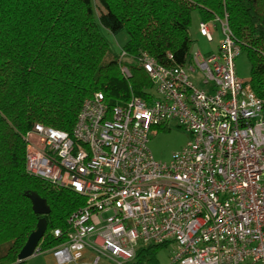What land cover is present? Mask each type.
Here are the masks:
<instances>
[{"label":"built area","instance_id":"obj_1","mask_svg":"<svg viewBox=\"0 0 264 264\" xmlns=\"http://www.w3.org/2000/svg\"><path fill=\"white\" fill-rule=\"evenodd\" d=\"M217 51L191 49L186 64H141L154 96L111 104L86 97L72 131L36 123L27 132L26 170L85 197L50 251L58 264H130L140 244H174L158 264H264V101L237 74L241 45L228 19L200 21ZM121 48V71L130 75ZM169 59H174L169 54ZM196 75L200 87L191 79ZM176 120L191 140L170 161L148 146L153 126ZM61 236L62 231L55 229Z\"/></svg>","mask_w":264,"mask_h":264},{"label":"trees","instance_id":"obj_2","mask_svg":"<svg viewBox=\"0 0 264 264\" xmlns=\"http://www.w3.org/2000/svg\"><path fill=\"white\" fill-rule=\"evenodd\" d=\"M194 9L201 21L228 13L264 101V0H0V264L25 262L18 254L42 217L48 223L42 249L63 242L68 217L85 205L73 189L26 170L27 132L36 123L72 131L83 100L96 91L111 104L132 95L150 100L154 84L140 56L147 51L165 65L189 62ZM104 29L127 35L129 76ZM31 192L47 200L48 214L34 212ZM163 245L140 244L130 264H158Z\"/></svg>","mask_w":264,"mask_h":264},{"label":"rangeland","instance_id":"obj_3","mask_svg":"<svg viewBox=\"0 0 264 264\" xmlns=\"http://www.w3.org/2000/svg\"><path fill=\"white\" fill-rule=\"evenodd\" d=\"M201 21V15L197 9L192 11V23L190 26L193 45L192 49L200 50L205 54L209 50L217 51L220 41L222 39V33L217 31L214 34V41L209 42L204 36L198 32L199 24ZM104 35L108 39L111 47L118 53L121 51L120 44L124 43V36H115L108 30H103ZM124 35L127 36L124 32ZM119 40L118 41L116 40ZM236 69L237 74L245 79H249L251 75V63L248 57V53L245 49H241L240 54L236 58ZM191 79L194 80L196 84L200 87L203 86L200 83V79L196 75H191ZM154 92V89H153ZM191 140V134L185 128L180 126L176 120H170L168 122L162 123L160 125H155L151 128L149 133L148 146L152 151L154 157L161 161H170L173 153L183 148ZM175 249L174 244L163 245L158 251V259L162 263H168L170 254ZM92 251L91 249H89ZM52 261L51 256L47 254L32 255L25 260L23 264H48ZM100 264H116L115 261L102 256ZM242 264H252V263H242Z\"/></svg>","mask_w":264,"mask_h":264},{"label":"water","instance_id":"obj_4","mask_svg":"<svg viewBox=\"0 0 264 264\" xmlns=\"http://www.w3.org/2000/svg\"><path fill=\"white\" fill-rule=\"evenodd\" d=\"M29 198L32 201L33 210L38 214H48L51 211V208L47 200L41 197L36 192H31L28 194ZM47 220L45 217L39 219L37 228L29 235L25 245L22 247L21 251L18 254L19 260H26L30 256L34 255V251L38 246L40 240L43 238L47 230Z\"/></svg>","mask_w":264,"mask_h":264},{"label":"crops","instance_id":"obj_5","mask_svg":"<svg viewBox=\"0 0 264 264\" xmlns=\"http://www.w3.org/2000/svg\"><path fill=\"white\" fill-rule=\"evenodd\" d=\"M121 36L123 35L124 36V43L127 41V36H125L124 35V33H121L120 34ZM118 36V35H117ZM117 41H118V44H120L119 43V40L118 39H116ZM124 43H122V44H120V47L122 48V45L124 44ZM212 50V49H211ZM210 51V50H209ZM42 254H47V255H49V256H51V259H52V261L51 262H49V259L47 258L46 259V261H47V263L48 264H58L57 263V261L55 260V258L53 257V255H52V253L50 252V251H45L44 253H42ZM91 255H92V251H90V250H86V254H85V257H86V259L88 258V260H89V257H91ZM88 260H87V262H88ZM87 262H85V264H88Z\"/></svg>","mask_w":264,"mask_h":264}]
</instances>
